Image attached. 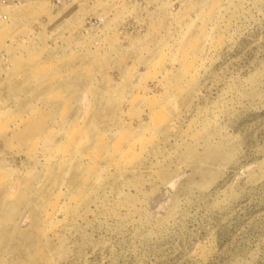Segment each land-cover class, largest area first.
Masks as SVG:
<instances>
[{
    "label": "rangeland",
    "instance_id": "374dc122",
    "mask_svg": "<svg viewBox=\"0 0 264 264\" xmlns=\"http://www.w3.org/2000/svg\"><path fill=\"white\" fill-rule=\"evenodd\" d=\"M0 264H264V0H0Z\"/></svg>",
    "mask_w": 264,
    "mask_h": 264
},
{
    "label": "built area",
    "instance_id": "2783aa9c",
    "mask_svg": "<svg viewBox=\"0 0 264 264\" xmlns=\"http://www.w3.org/2000/svg\"><path fill=\"white\" fill-rule=\"evenodd\" d=\"M2 1H5L6 2V1H9V0H2ZM0 19L7 20L8 19V15L5 14V13L4 14H1L0 15Z\"/></svg>",
    "mask_w": 264,
    "mask_h": 264
}]
</instances>
